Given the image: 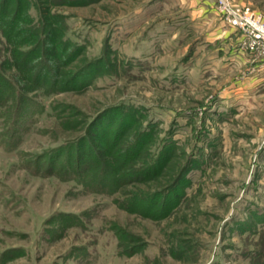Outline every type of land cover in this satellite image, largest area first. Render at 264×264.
<instances>
[{
  "label": "rangeland",
  "instance_id": "rangeland-1",
  "mask_svg": "<svg viewBox=\"0 0 264 264\" xmlns=\"http://www.w3.org/2000/svg\"><path fill=\"white\" fill-rule=\"evenodd\" d=\"M202 1L38 0L39 8L66 19L67 37L83 46L87 61L100 58L102 70L86 92L37 96L44 113L31 119L40 109L27 104L17 150L0 146V252L25 251L6 264H83L62 256L85 246V264H264V254L252 260L264 252V54L249 46L218 0H204L213 9L200 15ZM227 1L233 12L264 25V0ZM227 28L243 40L231 45L214 38ZM121 103L153 130L137 164L171 143L149 180L126 182L108 198L42 176L37 163H29L80 137L91 117ZM118 117L97 127L111 138ZM187 166L186 183L160 196ZM136 194L142 200L124 209ZM166 199L175 209L157 218L154 210ZM84 212L90 231L69 229L46 241L47 219Z\"/></svg>",
  "mask_w": 264,
  "mask_h": 264
},
{
  "label": "trees",
  "instance_id": "trees-1",
  "mask_svg": "<svg viewBox=\"0 0 264 264\" xmlns=\"http://www.w3.org/2000/svg\"><path fill=\"white\" fill-rule=\"evenodd\" d=\"M74 1L65 0V3L75 4ZM39 6L38 0H0V146L7 151V144L10 147L8 152L17 150L21 141L20 123L28 110L27 104L37 105L40 109L35 113L32 111L31 119L35 115H42L44 107L35 99L37 96L86 92L92 86L95 79L93 77L102 67L100 58L87 61L82 57L83 46L67 37L65 18ZM3 53L10 55L4 56ZM80 58L84 60L81 61ZM78 62L83 64L73 65ZM51 109L53 113L56 107L53 105ZM112 114L120 116L116 133L109 138V132L103 131L102 125L97 127V124L109 120ZM140 121V116L130 105L121 103L106 107L89 119L88 131L80 137L27 159L29 163H37L38 172L42 176L73 183L81 193L98 194L108 198L117 196L124 183L143 182L152 178L151 173L157 172L166 159L165 155L172 152L171 143L164 142L156 149L155 154L151 152L148 158L137 164L135 159L140 157L139 149L153 139L150 137L152 127H148L151 125L143 127ZM108 128L107 126L106 129ZM11 141L12 144L9 143ZM98 141L108 149L104 157L109 154L112 164L103 160L99 153L101 146ZM111 152L113 156L110 155ZM133 158L134 164L129 165L128 162ZM111 167L123 173L118 175ZM183 172V175L181 173V176L175 179L170 189L167 187L160 196L166 197L174 188L186 183L189 166ZM135 196L138 197L139 194ZM137 197L126 200L128 206L124 209L129 210L131 205L142 200V196L138 197L140 199H136ZM156 203L149 204V207L156 206ZM170 203L168 200L161 204L159 209L154 210L159 214L157 218H162L175 209ZM84 213H60L47 219L46 223L51 222L52 227L47 231L46 241L60 239L69 229L83 233L90 231V224L83 216L87 213ZM87 249L86 246L82 249L72 247L62 256V260H76L85 264V259L89 257ZM258 253L254 254L252 260H261L264 252ZM24 254L25 251L19 247L2 251L0 264L9 263Z\"/></svg>",
  "mask_w": 264,
  "mask_h": 264
},
{
  "label": "built area",
  "instance_id": "built-area-1",
  "mask_svg": "<svg viewBox=\"0 0 264 264\" xmlns=\"http://www.w3.org/2000/svg\"><path fill=\"white\" fill-rule=\"evenodd\" d=\"M217 5L222 13H226L229 22L246 36L249 46L264 54V25L258 19L233 12L227 0H218Z\"/></svg>",
  "mask_w": 264,
  "mask_h": 264
},
{
  "label": "crops",
  "instance_id": "crops-1",
  "mask_svg": "<svg viewBox=\"0 0 264 264\" xmlns=\"http://www.w3.org/2000/svg\"><path fill=\"white\" fill-rule=\"evenodd\" d=\"M198 1H200L201 3V0H197V2L195 4H198ZM202 4L205 6V7H201V12L199 13L200 15H202L204 13V10H205V13L206 11L209 10L208 6L211 7L213 9V5L210 4L208 5L209 3H207V1H202ZM205 8V9H204ZM203 18H206L205 16H203ZM216 40H219V39H222L224 38L226 43H230L231 45H233L232 43L235 42V43H239L241 42L243 39V35H241L240 33H236L235 30L231 29V28H227L223 31H221L220 33L218 32V34L215 35L214 37ZM233 50V49H232ZM239 53V52H238ZM241 54V53H239ZM235 55V59H237L239 57V55H237V53L234 54ZM246 60V59H245ZM242 60L241 62L244 64L246 62H248V60Z\"/></svg>",
  "mask_w": 264,
  "mask_h": 264
}]
</instances>
